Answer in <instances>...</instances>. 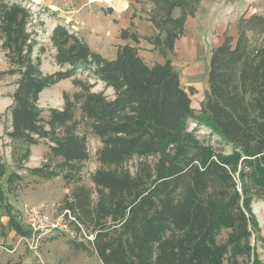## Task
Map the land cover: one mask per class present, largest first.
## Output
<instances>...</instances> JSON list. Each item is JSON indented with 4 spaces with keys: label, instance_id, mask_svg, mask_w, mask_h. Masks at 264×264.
<instances>
[{
    "label": "rangeland",
    "instance_id": "rangeland-1",
    "mask_svg": "<svg viewBox=\"0 0 264 264\" xmlns=\"http://www.w3.org/2000/svg\"><path fill=\"white\" fill-rule=\"evenodd\" d=\"M12 4L20 5L27 15L23 18L21 32L25 38L24 40L20 38L17 43L21 46L19 53L12 52V48L9 50L4 47L8 43V34L2 30L3 19L0 18V264H103L98 257L99 250L104 243L108 242V239H103V234L117 237L128 218L127 213L130 208L126 210L125 221H113L109 216L104 215L103 209L107 210L106 196L101 197L99 191L102 190L104 195L107 191L97 187L92 180L99 171L111 172L115 175L125 173L133 180L139 179L143 191L154 193L149 198L155 204V210L158 208V199L167 192L172 193L173 204L181 202L190 188L192 189L193 178L196 175L199 176L198 173H205V176H199L205 185L203 196L212 204L219 202L229 205L230 222L235 229L239 211L246 219L248 217L242 209L244 199L242 191L245 189L250 198V213L256 220V227L249 222L246 223L244 228L250 235L245 241L241 240L240 245L246 243L250 250L249 253L237 256L235 259L229 252L224 257L223 264H229L232 260H236L237 264H251L253 253L264 264V188L255 185L251 178L253 169L247 165H241V161L236 168L233 162H230L228 166L210 169L209 161L220 166L217 159H225L232 155L234 150L230 143L189 118L185 122L183 133L191 136V142L196 144V149H194L195 145L191 146L186 141L182 149H185V152L179 159L174 158L176 150L173 145L164 150L159 145L158 153L147 152L150 147L149 141L158 140L151 135L152 131H147L129 156L117 166L109 165L100 157L106 139H102L95 133L94 121L85 116L83 106L88 97V107L95 106L91 108L100 110L103 105L113 103L122 94L98 78L96 72L100 66L90 57L87 66L78 65L70 75H65L72 71L70 65H59L56 62L58 52L52 36L57 27L64 29L69 37L66 48L70 45L83 46L91 54L108 62H114L124 46L135 48L138 58L148 69L155 66L163 67L169 61L178 76L179 88L189 101L188 109L192 112L194 119L200 117L202 113L208 116L205 104L210 94L208 82L210 65L199 66L192 70L188 66L189 62L184 52L174 53L165 48L164 33H160L153 25L154 19L160 16L165 17V12L159 9L163 5L160 0L129 2V7L135 11L131 19L139 18V22L137 21V27L131 24L130 29L122 30L128 35L125 39L121 37L122 31L117 34L114 32L113 35H107L106 31H103L101 25L107 23L106 17L111 15L109 8L103 5H95L98 22H96L94 35L93 32L89 33L90 30L78 34L72 32L48 9L32 4L29 0H0V5L3 7L11 8ZM171 16L174 19L178 18L179 8H175ZM20 17L22 18L21 14L18 17L19 20ZM145 22L151 23L158 34L146 36L143 33L144 30L140 29ZM242 26L245 30L249 26L253 29V32L246 33V37L251 54L259 59L264 54V24L253 22L251 25ZM18 32L11 34V40L17 38ZM235 39L237 36L230 44L231 50L235 47ZM138 42H141L143 47L146 45V48L150 50L132 47ZM239 68V65L226 68L225 81L223 79L224 84L219 97L221 109H226L229 113L230 128L238 132L255 117L249 104L252 95L249 92L244 93V89H240L237 84ZM194 73L197 74L196 78L191 77ZM27 74H32L34 78L39 79L50 77L55 83L43 88L35 100L30 97L32 89L28 88L31 93L25 96L27 99L25 104L34 111L35 116L32 118L34 125L25 129L20 127V130L16 128L19 131L18 135L13 128L14 115L19 109L17 96L24 98L22 89L24 92L28 86V82L24 80ZM199 75H203L202 88L198 86L195 89L194 86L188 85L190 81L198 82ZM189 89L192 91L189 92ZM53 111L58 113L66 111L71 119L63 125L52 122ZM132 111L134 110L130 107L125 108L118 117L113 119L114 125L118 127L133 123L135 113ZM16 117L18 118V115ZM130 118L131 121L128 122ZM257 123H259L258 120ZM117 137L127 142L131 139L126 135ZM67 139L84 148L86 159L67 161L56 152L57 147L65 145ZM115 146L112 144V147ZM122 147L118 144L116 150ZM70 149L73 147L68 148ZM203 149L212 152L209 160V157L205 156L206 163L202 158ZM170 165L173 166L177 177L165 185L162 182L161 173ZM39 169L42 175L32 172ZM160 169H162L161 172H159ZM145 192L144 196L147 195ZM199 192H201L200 188ZM234 195L237 196V200L232 199ZM139 200L140 198L137 202ZM123 202L131 204L133 197H124ZM6 206L10 208L18 225V215L21 209L27 207L38 208L54 216L63 211H69L81 229L71 226L73 235L43 237L39 241L37 250L34 251L9 227ZM233 232L232 228L220 227L212 232V242L215 245H222L227 242ZM174 233L173 230H168L163 239H168ZM157 245L154 244L151 248L152 261L157 255Z\"/></svg>",
    "mask_w": 264,
    "mask_h": 264
},
{
    "label": "trees",
    "instance_id": "trees-1",
    "mask_svg": "<svg viewBox=\"0 0 264 264\" xmlns=\"http://www.w3.org/2000/svg\"><path fill=\"white\" fill-rule=\"evenodd\" d=\"M160 3L163 5L159 9L161 8L165 12V17L160 16L154 19L153 25L160 33H164L163 44L171 52L174 49L175 41L184 36V22L187 17H193L199 0H160ZM175 8L180 10V16L176 19L171 16V12ZM20 14L22 18L20 17L19 20ZM26 15L27 13L20 5L12 4L11 8L0 5V18L3 19L1 28L8 34V43L4 47L9 50L12 48V52L17 51L19 53L21 50V46L17 43H19L20 38L23 40L25 38L21 32L22 21ZM253 22H259L263 25L264 19L254 17L241 20L238 25V39L234 49L231 50L230 47L231 38L224 37L223 44L211 52L208 74L210 94L207 96L205 104L208 116L202 113L197 119H194L192 112L188 109L189 101L185 93L179 88L178 76L173 71L169 61L163 67L155 66L148 69L138 58L135 48L124 46L120 49L116 60L108 62L91 54L83 46L70 45L66 48L65 45L69 37L64 29L57 27L52 36L58 52L56 62L59 65L68 64L72 68V71L70 70L65 75L72 74L78 65L87 66L90 57L94 63L100 66L96 72L98 78L122 94L113 103L103 105L100 110L91 108L95 106L88 107V97L87 102L85 101L87 105L84 104L83 106L85 116L94 121L95 133L102 139H106L104 141L105 147L100 154L101 160L107 161L105 163L109 165L117 166L119 162L130 155L147 131H152L151 135L158 138L156 142L149 141L150 147L147 152L158 153L160 151L159 145L162 150L173 145L176 150L174 154L176 157L174 158L179 159L180 155L185 152V149H182L186 141L191 146L195 145L194 149H196V144L191 142V136L183 133L185 122L190 118L212 131L217 137L230 143L232 150H234L231 156L225 159H217L220 166L209 161L211 170L218 167L222 168L224 165L228 166L227 164L230 162H233L236 168L241 161V165L244 164L253 169L251 178H253L256 186L263 189L264 54L259 59L251 54L246 33L248 31L253 32V29L249 26L245 30L242 26L244 24L251 25ZM17 32V38L11 40V34H17ZM121 37L124 39L128 37L126 31L121 32ZM9 43H13V45H9ZM234 65L240 67L237 84L240 89H244V93L249 92L252 95L249 104L252 114H255L253 120L245 124L240 132L230 128L229 113L226 109H221L219 101L225 81L224 72L226 68ZM27 75L24 76V80L28 82V86L24 92L22 89L25 99L20 95L17 96V108L19 109L18 113L14 115L13 128L15 130L16 128L20 130V127L25 129L34 125L32 122V118L35 116L34 111L25 104V100H27L25 96L31 93L28 88L32 89L33 94L31 93L30 97L35 100L43 88L55 83L50 77L39 79L34 78L32 74ZM191 91L192 89H189V92ZM128 107L134 110L132 111L135 113L134 122L115 126L113 119ZM70 119L71 116L66 111L52 112V122L59 125H63ZM18 130L16 132L19 135ZM121 135H126L131 139L128 142L123 138L119 139L117 136ZM112 144L116 146L112 147ZM118 144L123 146L122 149L116 150ZM71 147L73 149L68 150ZM57 148L56 152L64 160L81 161L86 159L83 152L84 148L74 141L73 143L70 142L69 139L66 140L65 145ZM203 152V162L206 163V159L208 157V160L210 159L212 152L208 149H203ZM234 167L232 168L234 169ZM32 172L42 175L40 169ZM161 174L163 176L162 182L165 185L177 177L172 165L163 170ZM198 175L202 177L206 174L198 173ZM199 176H193V187L190 188L181 202L173 204V195L167 192L158 199V208L155 210V204L149 198L154 193L150 194L148 191H143L139 179L133 180L125 173L115 175L111 172H97L92 178L93 182L97 187L107 191L106 195L102 190L99 191L101 197L106 196L107 210L103 209L104 215L109 216L113 221H125L126 210L130 208L127 213L128 218L117 237L114 238L111 234L110 236L103 234V239H108V242L104 243L98 252L100 261L103 264H223L224 257L229 252H231L233 259L249 253V245L247 246L246 243L240 245V241H245L250 235L244 228L246 223L249 222L253 227H256V220L250 213L248 192L245 189L242 191L244 196L242 209L248 217L246 219L239 211L238 224L235 229L230 222L229 205L219 202L212 204L206 199L202 194L205 189L204 181L199 179ZM199 188L201 192H199ZM144 192L147 193L146 196H144ZM124 197H133V202L124 204ZM139 198L140 200L137 202ZM236 198L237 196L234 195L232 199L237 200ZM134 203L136 204L133 205ZM5 212L9 227L15 234L20 237L26 236L27 233L20 228L9 207L6 206ZM220 227L232 228L234 235L229 236L226 243L215 245L211 238L212 232ZM168 230H173L175 233L168 239H163ZM154 244H158L157 255L152 261L150 254ZM229 264H237V262L232 260ZM251 264H262L255 253L252 255Z\"/></svg>",
    "mask_w": 264,
    "mask_h": 264
},
{
    "label": "crops",
    "instance_id": "crops-1",
    "mask_svg": "<svg viewBox=\"0 0 264 264\" xmlns=\"http://www.w3.org/2000/svg\"><path fill=\"white\" fill-rule=\"evenodd\" d=\"M29 1L48 9L55 15V18L62 20L72 32L78 34L90 30L89 33L93 32L92 34L95 35L96 22H98L95 14V5L97 4H88L85 0ZM131 1L115 0L114 7L109 8L111 15L106 17L108 22L101 25L107 35L130 29L131 24L137 27L139 18L131 19L132 14L135 13L129 7ZM254 17L264 19V0H199L193 17L186 18L183 26L184 36L175 41L173 52H184L187 62H189L188 66L192 70L199 66L208 67L211 52L223 44L224 37H230L231 42L236 36L238 39L239 20H248ZM140 29L144 30L143 33L146 36L158 34L153 25L148 22L143 23ZM108 44L110 43L108 42ZM142 45L141 42H138L137 45L130 46L150 50L146 48V45L144 47ZM196 75L194 73L191 77L196 78ZM199 77L198 82L190 81L188 85L194 86L195 89L198 86L202 88L203 75H199Z\"/></svg>",
    "mask_w": 264,
    "mask_h": 264
},
{
    "label": "built area",
    "instance_id": "built-area-1",
    "mask_svg": "<svg viewBox=\"0 0 264 264\" xmlns=\"http://www.w3.org/2000/svg\"><path fill=\"white\" fill-rule=\"evenodd\" d=\"M85 1L88 4H99L111 9L115 4V0ZM18 218L20 228L27 233L26 236L21 237V240L27 243V246L34 251L37 250L39 241L43 237L73 235L71 226L78 230L81 229V226L69 211H63L59 215L54 216L38 208L25 207L21 209ZM33 243L35 244L33 245Z\"/></svg>",
    "mask_w": 264,
    "mask_h": 264
}]
</instances>
